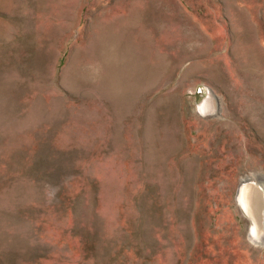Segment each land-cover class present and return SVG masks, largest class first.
I'll return each instance as SVG.
<instances>
[{
	"label": "rangeland",
	"instance_id": "374dc122",
	"mask_svg": "<svg viewBox=\"0 0 264 264\" xmlns=\"http://www.w3.org/2000/svg\"><path fill=\"white\" fill-rule=\"evenodd\" d=\"M249 175L264 0H0V264H264Z\"/></svg>",
	"mask_w": 264,
	"mask_h": 264
},
{
	"label": "bare ground",
	"instance_id": "6f19581e",
	"mask_svg": "<svg viewBox=\"0 0 264 264\" xmlns=\"http://www.w3.org/2000/svg\"><path fill=\"white\" fill-rule=\"evenodd\" d=\"M206 93H209L208 89ZM208 96L209 97H206V100L200 105L201 112H207L206 109L208 108V102L212 101L210 100L212 94H209ZM208 111L210 112L209 108ZM237 200L241 207L245 210L247 215H249L254 221L252 229L249 233V237L254 241H257L259 239H262L263 241L264 233H261L260 229L263 230L264 227V189H262L260 185H258V183L255 182L249 175L243 180ZM260 203H262V208L260 211H258L256 210L257 207L255 205H258Z\"/></svg>",
	"mask_w": 264,
	"mask_h": 264
}]
</instances>
